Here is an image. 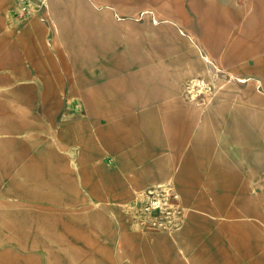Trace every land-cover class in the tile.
I'll return each mask as SVG.
<instances>
[{"label":"rangeland","instance_id":"obj_1","mask_svg":"<svg viewBox=\"0 0 264 264\" xmlns=\"http://www.w3.org/2000/svg\"><path fill=\"white\" fill-rule=\"evenodd\" d=\"M38 1V12L56 13L70 33L57 32L58 50L66 51L58 86L37 87L57 101L33 104L22 119L9 116L10 103L1 102L7 86H0V213L28 217L58 190L81 193L79 159L89 145L114 144L131 127L155 131L197 114L201 139L169 147L188 153L195 146L211 160L213 190L192 206L172 183L147 189L138 207L122 204L134 210L128 223L136 234L154 228L172 235L191 224L198 236L213 237V254L228 264H264V47L247 63L227 51L236 25H245L237 21L244 0H110L114 5L102 7ZM11 9L30 12L20 3ZM107 206L110 213L86 215L89 256L74 245V264H115L121 214L115 203Z\"/></svg>","mask_w":264,"mask_h":264},{"label":"crops","instance_id":"obj_2","mask_svg":"<svg viewBox=\"0 0 264 264\" xmlns=\"http://www.w3.org/2000/svg\"><path fill=\"white\" fill-rule=\"evenodd\" d=\"M90 1L99 7L114 5L110 0ZM13 3H20L30 12H14ZM152 3L148 2V6ZM39 5L38 0H0V86H7V92L3 88L1 102L10 103L5 105L9 116L21 119L31 115L33 104L57 101L37 87L58 86L61 53L66 51L58 50L57 32L60 29L62 38L70 33L67 28L62 30L59 23L66 20L59 19L56 13L38 12ZM133 5L137 10L138 4ZM114 10L120 17L119 11ZM242 20L245 25H236V32L245 33V38L235 32L227 51L235 62L247 63L255 60L264 47V0H244L243 8L237 12V21ZM232 76L243 79L234 71ZM248 79L262 81L253 75ZM198 117L195 114L179 123L142 133L131 127L114 144L89 145L78 160L82 168L81 193L58 190L50 205L28 217L1 211L0 264H74L75 246L82 252L86 250L89 256L90 226L86 215L93 211L110 213L107 204L112 202L116 204L114 212L121 214L113 253L115 264H228L222 255L213 254V237L198 236L197 227L190 224L174 235L154 228L136 234L128 223L134 210L122 207H138L137 198L144 191L167 183L176 185L192 206L194 200L204 196L203 191L213 190L211 160L203 159L195 146L188 153L169 147L201 139L196 134L204 122L199 119L201 122L196 125L194 120ZM174 128L177 132L172 136ZM150 139L154 140V148L147 151L144 146ZM85 259L82 257L81 261Z\"/></svg>","mask_w":264,"mask_h":264}]
</instances>
